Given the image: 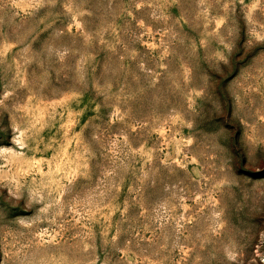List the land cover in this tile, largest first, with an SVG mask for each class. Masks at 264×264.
Listing matches in <instances>:
<instances>
[{
	"label": "rangeland",
	"instance_id": "obj_1",
	"mask_svg": "<svg viewBox=\"0 0 264 264\" xmlns=\"http://www.w3.org/2000/svg\"><path fill=\"white\" fill-rule=\"evenodd\" d=\"M264 0H0V264H264Z\"/></svg>",
	"mask_w": 264,
	"mask_h": 264
},
{
	"label": "built area",
	"instance_id": "obj_2",
	"mask_svg": "<svg viewBox=\"0 0 264 264\" xmlns=\"http://www.w3.org/2000/svg\"><path fill=\"white\" fill-rule=\"evenodd\" d=\"M262 261L264 262V254H263V257H262Z\"/></svg>",
	"mask_w": 264,
	"mask_h": 264
}]
</instances>
